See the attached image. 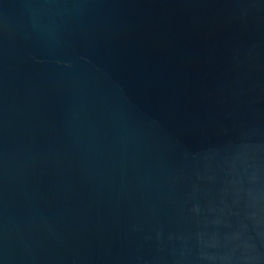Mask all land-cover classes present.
Segmentation results:
<instances>
[{"label": "water", "instance_id": "95a60500", "mask_svg": "<svg viewBox=\"0 0 264 264\" xmlns=\"http://www.w3.org/2000/svg\"><path fill=\"white\" fill-rule=\"evenodd\" d=\"M0 264H264V0H0Z\"/></svg>", "mask_w": 264, "mask_h": 264}]
</instances>
